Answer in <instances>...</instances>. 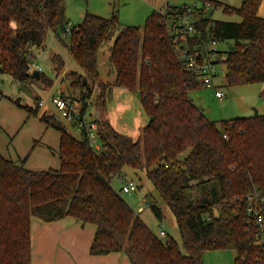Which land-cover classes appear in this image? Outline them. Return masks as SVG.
<instances>
[{"label": "trees", "instance_id": "16d2710c", "mask_svg": "<svg viewBox=\"0 0 264 264\" xmlns=\"http://www.w3.org/2000/svg\"><path fill=\"white\" fill-rule=\"evenodd\" d=\"M263 0H243L240 7L202 0L203 8L223 5L241 21L216 20L202 8L195 26L200 37L232 40L221 61L230 86L264 81ZM67 24L65 0H0V72L15 79H53L31 69L35 50L43 48L49 31ZM67 45L83 73L72 71V85L88 107L92 83L99 82V50L113 39L108 63L113 82L98 83V103L106 110L114 87L138 91L148 116L142 135L134 139L106 118L96 119L101 148L85 132L74 136L52 115L40 119L60 133V167L35 171L0 152V264H31V219L55 221L72 216L97 230L91 245L95 255L125 251L132 264H203L208 250L234 249V264H264V248L252 240L247 195L264 191V113L220 121L217 125L191 97L203 88L197 74L183 67L161 10L144 25H123L117 14L86 12L72 29ZM232 46V48H230ZM57 72L65 66L52 55ZM264 99V91L262 92ZM29 115L39 107L23 106ZM144 170L160 198L173 213L185 252L171 236L156 234L113 185L125 170ZM158 218L162 208L150 203Z\"/></svg>", "mask_w": 264, "mask_h": 264}, {"label": "rangeland", "instance_id": "374dc122", "mask_svg": "<svg viewBox=\"0 0 264 264\" xmlns=\"http://www.w3.org/2000/svg\"><path fill=\"white\" fill-rule=\"evenodd\" d=\"M219 1L235 7H240L243 2L242 0ZM168 3L170 5L202 4V0H65L66 25L72 23L78 26L86 12H91L106 17L117 14L121 24L142 27L153 11H163ZM206 14L216 20L241 21V17L237 14L225 12L223 5L209 7ZM259 14L264 16V2ZM70 39V34L64 36L60 30L58 35L51 30L47 34L45 48L35 50L36 56L31 69L40 70L52 78L53 83L50 85L39 79L17 80L8 73L0 72V152L7 158L23 162L24 166L31 170L44 171L60 167V133L54 126L47 127L46 123L40 119L42 113L51 114L55 121L63 123L74 136L82 135L74 121L61 116L52 102L54 95L62 93L75 101L77 109L83 105L82 93L78 87L72 85L71 81L75 77L70 74L72 71L76 73L84 71L69 52L67 45ZM112 43L113 39L104 43L99 50L98 66L101 78L98 83L115 79V73L108 63L109 48ZM231 44L232 40H222L218 48L225 51ZM54 54H59L65 61V66L59 72L56 71L52 60ZM217 65L219 75L215 83L225 91L226 96L218 99L215 96L214 87L198 88L191 92L194 102L204 110L206 115L220 125V121L225 119L255 115L256 110L258 113H264L262 97L264 81L230 86L226 81L225 64L219 62ZM98 83L91 84L94 89L92 96L89 102L85 100L88 103L89 118H102L105 111L98 103V96L101 94ZM40 99L44 100L42 106L38 104ZM23 106L39 107V113L29 115ZM106 110L110 121L118 130L134 139L142 135V128L148 116L141 104L138 91L122 90L112 86L108 93ZM124 176L128 180H133L138 186L135 192L121 191L126 201L136 212L143 199L149 203L155 201L162 208L164 217L158 218L149 206L139 213L141 218L160 237H173L185 252L176 219L147 178L146 172L127 168ZM113 185L120 190L122 182L115 177ZM161 230L166 234L162 235ZM236 256L237 252L234 249L208 250L203 255L202 263L234 264Z\"/></svg>", "mask_w": 264, "mask_h": 264}, {"label": "built area", "instance_id": "2783aa9c", "mask_svg": "<svg viewBox=\"0 0 264 264\" xmlns=\"http://www.w3.org/2000/svg\"><path fill=\"white\" fill-rule=\"evenodd\" d=\"M211 7L207 4L203 8L202 4H188L170 5L162 11L164 19L168 24V33L172 41L174 50L180 59L183 67L187 70L194 71L198 76V81L203 87H214L215 96L222 99L226 96L225 91L216 85L218 79L217 64L222 62L224 54L221 53L218 45L219 40L211 39L205 44L193 43L191 40L201 34L195 26L196 17L199 16L201 9L205 11ZM76 28L72 23L65 25L62 29V34L67 36L72 29ZM52 102L61 116L72 119L81 132L89 139L91 145L96 148H101L99 125L96 118H89L88 107L86 109L75 107V101L69 99L62 93H58L52 97ZM38 104L42 106L44 100L40 99ZM122 182L121 191L125 193L135 192L138 189L137 184L133 180H128L124 175L119 177ZM247 214L249 217V224L253 226L252 240L254 244L264 248V191L256 190L247 195ZM150 203L143 199L139 205L137 212H143ZM162 235L165 231L161 230Z\"/></svg>", "mask_w": 264, "mask_h": 264}, {"label": "crops", "instance_id": "0c3cea01", "mask_svg": "<svg viewBox=\"0 0 264 264\" xmlns=\"http://www.w3.org/2000/svg\"><path fill=\"white\" fill-rule=\"evenodd\" d=\"M263 2L264 0L258 13H260ZM102 118L110 121L107 110L104 111ZM147 122L148 117L144 123ZM96 230L95 224H84L72 216L55 221H44L33 216L31 219V264H132L125 251L102 255L92 254L91 245Z\"/></svg>", "mask_w": 264, "mask_h": 264}, {"label": "water", "instance_id": "95a60500", "mask_svg": "<svg viewBox=\"0 0 264 264\" xmlns=\"http://www.w3.org/2000/svg\"><path fill=\"white\" fill-rule=\"evenodd\" d=\"M44 48H45V47L43 46V49H44ZM230 48H232V46H231ZM34 75H35L36 77H38V75H39V71H38V70H35V71H34ZM255 114H258V111H257V110H256Z\"/></svg>", "mask_w": 264, "mask_h": 264}]
</instances>
